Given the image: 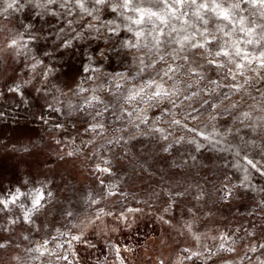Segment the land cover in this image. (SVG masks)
<instances>
[{"label": "rangeland", "instance_id": "374dc122", "mask_svg": "<svg viewBox=\"0 0 264 264\" xmlns=\"http://www.w3.org/2000/svg\"><path fill=\"white\" fill-rule=\"evenodd\" d=\"M79 3L0 0V200L16 198L0 210V264H264V30L226 26L212 0H186L163 36L122 0ZM260 12L241 4L234 19L264 24ZM205 28L213 51L249 55L243 76L177 51ZM150 81L180 91L145 103Z\"/></svg>", "mask_w": 264, "mask_h": 264}, {"label": "snow or ice", "instance_id": "6c2138e0", "mask_svg": "<svg viewBox=\"0 0 264 264\" xmlns=\"http://www.w3.org/2000/svg\"><path fill=\"white\" fill-rule=\"evenodd\" d=\"M79 7H83L82 3H79V0H77ZM95 4H104L107 2V0H94ZM192 4L196 3V0H190ZM213 7L211 11L214 13L215 18L219 21H225L227 22L226 26H235V24L239 23L238 31L245 33L247 36H252L257 29L264 30V24H254V22H249L252 26L245 27V19L242 16L236 17L234 19V13L236 10L241 9V4L248 5L252 9L259 8L261 9L260 16L264 18V0H236L235 3H232L230 5H227V0H220V2H217V0H212ZM152 4L156 7L162 6V12L161 11H153L152 7H144V4ZM186 3V0H122V3L118 5L119 8L126 9L131 11L135 14V19H132V17H128V19L132 20V23L136 25H143L145 22L150 23H156L158 26L153 29V31L158 32L160 36H163L164 28L169 25L170 18H176L179 19V16L177 15V12L180 7H182ZM14 6L13 3H8L7 7L12 8ZM200 8L202 9H208L209 4L208 3H202L200 5ZM113 11H116V8H113ZM200 20L204 25H207L209 23L208 20L203 19V17H200ZM175 31V29H173ZM217 31L223 32V29L217 28ZM225 36L229 35V33L224 32ZM137 36H142L144 33L137 32ZM200 35L204 37L203 41H193V38L190 36H183L182 39L176 40L175 43L179 45L178 52H183L185 47L187 46L189 50L191 49H203L204 53L202 54L203 58L205 59L206 64L213 70L219 71L221 69H226L224 73V78H231L233 81L236 80L237 75L243 76V69L245 67L246 63H251L252 61L249 59V55L246 52H242L239 47H236L234 44L229 45L227 41L224 42V44H220L218 46V50L213 51L210 45L213 44L214 41L217 40V37L212 35L211 38H208V31L207 28H205L204 32H201ZM155 39V45L160 44L159 38ZM264 39V37H262ZM247 44H252L254 41L252 39H247L245 41ZM256 43H260V40L257 39L255 41ZM18 46V42L13 39L9 43L8 47L10 48H16ZM67 46V45H66ZM231 48V51L229 50ZM216 57L217 59H212L210 57ZM225 58L224 60H219L218 58ZM233 57H240L242 62L237 63ZM160 60H164V56L159 57ZM175 59V57H173ZM184 61H188V56L184 55L180 57ZM255 59V58H254ZM260 66L264 68V52H261V58H260ZM143 63V61H142ZM180 67H171L169 66L167 69H161V72L163 76L168 77V79H172L174 73H177L180 71ZM235 69V71H233ZM85 71H88V69H85ZM189 71L194 75H200V78L203 79V75L200 73H197L195 69H189ZM160 73H158L159 75ZM210 84H217L218 82L216 80H210ZM119 87V85H118ZM147 87L149 89H154L151 93V95L148 96L147 101H144L145 103L148 101H158L161 97H169L171 95L177 94L180 90L176 89L175 92H170L169 90L165 89L163 87L162 83H156L155 81H150L147 84ZM188 87H191V85H188ZM233 87L236 90H239L242 85H233ZM144 92V89H141L139 92L134 93L133 96L129 97V99H135L136 97H139L140 94ZM193 95H196V93H193ZM185 99H189V97H185ZM207 103V101H205ZM173 106H175L173 102ZM212 107H215V105H212ZM97 115H100V113H97ZM131 115V114H130ZM247 115V113L245 114ZM173 123L179 124L180 121L176 120L173 121ZM100 127V126H97ZM71 155V153H69ZM247 163L251 165L253 168L256 167L255 163H253L252 160H248ZM99 171L108 172L109 169H98ZM15 197L12 198L11 201L8 200H0V210L2 208H6L9 203H15ZM43 199L42 195H38L33 198L32 206L33 209H38L41 200ZM129 211H132V209H129ZM167 211V209H165ZM25 219L28 220L29 217L26 215ZM74 240H79V236L72 237ZM0 247H3V245H0ZM231 250V249H229ZM255 249H253L254 251ZM118 251V250H117ZM187 251V250H185ZM199 253H192V256H198ZM188 259H191V256L187 257ZM210 258V257H209ZM66 259V257H65Z\"/></svg>", "mask_w": 264, "mask_h": 264}]
</instances>
